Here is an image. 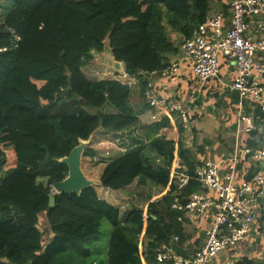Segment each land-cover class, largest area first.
<instances>
[{"label": "trees", "instance_id": "16d2710c", "mask_svg": "<svg viewBox=\"0 0 264 264\" xmlns=\"http://www.w3.org/2000/svg\"><path fill=\"white\" fill-rule=\"evenodd\" d=\"M0 264H142L140 238L155 246L168 243L181 225V212L163 214L132 208L121 223L119 209L100 201L94 189L55 194L38 175L53 164L51 181L68 168L58 160L92 134L124 153L104 168L101 183L122 190L137 180L176 190L170 168L175 149L161 134L167 120L142 123L131 103V89L118 80L100 79L95 54L105 43L125 73L139 79L169 64L164 54L177 51L167 27L187 39L206 22L202 0H0ZM258 121H262L264 116ZM163 160L156 166L157 157ZM89 147L84 158H93ZM178 157L187 166L185 198L201 190L198 163L189 151ZM66 167L67 169H64ZM183 195V196H184ZM58 232L54 251L43 243L40 215ZM239 264H254L242 261Z\"/></svg>", "mask_w": 264, "mask_h": 264}, {"label": "crops", "instance_id": "0c3cea01", "mask_svg": "<svg viewBox=\"0 0 264 264\" xmlns=\"http://www.w3.org/2000/svg\"><path fill=\"white\" fill-rule=\"evenodd\" d=\"M202 1H205L208 7L207 17L214 12L225 11L227 9L228 0ZM167 32L177 51L165 53L164 56L168 64L178 62L181 65L178 78L171 80L168 77H162L159 73L144 74V78L148 81V87L151 86L157 95L171 101L180 102L185 106L189 112L188 129L183 128L177 114L167 113L158 108H150L145 103L142 93L143 88L139 79L129 77L128 80H123L117 71L111 70L103 63L100 66L101 73L99 72L100 79L118 80L130 87L131 103L143 124L151 125L163 119L169 123V126L161 134L165 137V141L171 143L175 149L176 160L170 168V175L174 178L176 190L168 192L167 188L148 182L145 186H149V188L154 186V188L159 189L158 191L161 192V196H154V200H149L147 206L144 208L140 207V209L145 211V214L151 203H157L158 211H161L163 214L176 213V211H179L175 209L176 205L186 202L191 195L200 192V190L194 191L185 198L183 193L185 186L183 188L178 186L179 177L186 175V171L188 170L183 160L178 157L180 151L186 150L193 153L198 163L197 168L204 166L207 162H214L220 164L221 170L225 174L234 170L238 182L251 180L253 173L258 172L263 167L262 164L251 159L240 160L232 167L231 162L228 161L230 158L238 155L243 148L257 149L264 141L263 121H258V130L255 133H244L239 127L241 113L253 114L259 120L260 116L258 113L260 114L261 110L258 104L252 101H245L242 108L239 106L240 97L231 88L235 77L232 66L227 64L224 58H221V69L217 77L206 81L198 80L193 73L192 63L185 59L181 52V46L187 38L183 34L171 30L169 27H167ZM92 142L91 148L96 151V155L89 159H95L98 154L106 156L108 153H112L113 155L117 153L116 158H118L124 153V150L103 140L98 134H94ZM135 149L142 150L152 157H157L156 153L149 150L146 144H137ZM110 162L111 160L101 166L99 176L95 178L88 176L93 181L95 180V183L97 181L96 188H94V195L97 199L111 206H117L116 200H119L117 193L121 192V203L125 204L124 206H128L134 199L138 197L142 198L143 194L141 191L132 193L133 188H130L134 186V189L140 190L143 187L137 186V180L122 190H112L102 185L101 175L104 168ZM155 165L164 166L163 160L157 157ZM149 195L147 194L146 197L148 198ZM129 210L127 211L129 212ZM127 211L125 212L126 215ZM179 212L182 214L177 218L175 224L181 225L180 233H174L173 238L168 243L164 242L156 245L154 253L159 246L165 245L170 249V255L177 256L178 258H189L203 244L209 220L203 216ZM124 221L121 223L124 224ZM40 224L43 232V243L46 244V248L49 251L52 248L51 252H53L57 246L58 232L48 225L45 213L40 215ZM149 241L144 235L140 238L139 253L142 264H164L157 260L156 253L150 254ZM59 245L58 242V247ZM242 261L264 264V206L256 214L254 224L243 241L237 247L221 253L211 264H239ZM173 263L172 260H169L165 264Z\"/></svg>", "mask_w": 264, "mask_h": 264}, {"label": "built area", "instance_id": "2783aa9c", "mask_svg": "<svg viewBox=\"0 0 264 264\" xmlns=\"http://www.w3.org/2000/svg\"><path fill=\"white\" fill-rule=\"evenodd\" d=\"M181 52L192 63L193 73L200 81L217 77L221 58H224L234 70L231 88L240 97L239 106L242 108L245 101H252L258 104L264 116V0H228L227 9L208 15L206 22L185 40ZM180 69L181 65L173 62L153 74L176 80ZM120 76L123 80L130 77L125 71ZM144 100L150 108L177 114L183 128L188 129L189 112L182 103L160 97L151 86L146 89ZM262 121L264 127V118ZM239 124L247 134L258 130L257 118L253 114L241 113ZM247 159L263 165L249 181L238 182L234 170L225 174L220 164L214 162L196 169L200 192L176 205L175 209L209 220L204 242L189 258L170 255V249L161 245L155 250L159 262L211 264L221 253L243 241L256 214L264 206V141L257 149L243 148L228 161L232 167ZM188 181L187 175H181L178 186L183 188Z\"/></svg>", "mask_w": 264, "mask_h": 264}, {"label": "rangeland", "instance_id": "374dc122", "mask_svg": "<svg viewBox=\"0 0 264 264\" xmlns=\"http://www.w3.org/2000/svg\"><path fill=\"white\" fill-rule=\"evenodd\" d=\"M0 4H2V3H0ZM2 21H3V16H2V8H0V28H1V25H2ZM102 56H103V53H101V54H95V61H94V64L96 63L97 64V66H99V69H98V72H100L101 73V68H100V66H101V64H102V60H101V58H102ZM97 59V60H96ZM107 66V65H106ZM100 73L98 74V77L100 76ZM122 74V73H121ZM120 75V74H119ZM100 78V77H99ZM93 143V142H92ZM91 143V144H92ZM91 144L87 147V148H89V147H91ZM86 148V149H87ZM85 149V150H86ZM117 157V153H114V155L112 154V153H108L106 156L105 155H103V154H98L97 155V157L95 158V159H89L90 157H85L84 158V156L82 157V170H83V172L85 173V175L87 176V178L88 179H90V180H92L93 181V179H91V178H95V177H97V176H99V174H100V170H101V166H103V164H106L107 163V161H112L113 159H115ZM58 163L59 164H65L66 165V167L68 168V170H67V175H66V177L68 176V172H69V167H68V165L65 163V162H62V161H59L58 160ZM66 167H64V169H67ZM52 168H53V164H51V165H49V166H46L45 168H44V170H43V172L42 173H39V175H38V180H39V182L40 183H42V184H44L45 186H50L51 187V190H52V192H54L55 194H56V191L53 189V184L55 183V182H52L51 181V175H52ZM91 177V178H89V177ZM65 177V178H66ZM64 178V179H65ZM95 181V180H94ZM93 181V182H94ZM95 183V182H94ZM97 185V181H96V183L93 185V186H90V187H87V188H96L95 186ZM152 188H149V186H143L140 190H136V188L134 189V186H131L130 188H133V192L132 193H136V191L137 192H142V194H143V196H142V198H137V199H134V201L133 202H131L128 206H124L125 204H122L121 203V199H122V195H121V192H119V193H117V196H119V200H116V198H114L115 200H116V204H117V206H115V205H112V207H114V208H117V209H119V219H120V221L121 222H123L124 221V218H125V215H126V211L127 210H129V209H131V208H140V207H145V206H147V202L149 201V200H151V199H153L154 200V196H157V197H160L161 196V192H159L158 190L159 189H157V188H154V186H151ZM86 188V189H87ZM138 188V187H137ZM148 189H150L149 191H148ZM81 194V193H80ZM147 194H150L149 196H148V198L146 197V195ZM150 197V198H149ZM119 203V204H118ZM128 212V211H127ZM145 212V211H144ZM120 213H121V215H120ZM125 213V214H124Z\"/></svg>", "mask_w": 264, "mask_h": 264}, {"label": "water", "instance_id": "95a60500", "mask_svg": "<svg viewBox=\"0 0 264 264\" xmlns=\"http://www.w3.org/2000/svg\"><path fill=\"white\" fill-rule=\"evenodd\" d=\"M101 60L102 63L107 65L111 70H115L119 74L124 72L123 63L117 61L114 58L108 42L105 43V48ZM93 136L94 134H92L87 140L81 139L79 141V145L72 150L69 156L59 160L65 162L68 165L69 172L68 176L65 179L57 181L53 184V189L57 194H80L84 189L95 184L92 180L87 178L82 170V157L84 155L85 149L92 143ZM49 197V206L54 207L56 204L55 194L51 192Z\"/></svg>", "mask_w": 264, "mask_h": 264}]
</instances>
